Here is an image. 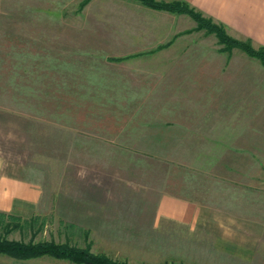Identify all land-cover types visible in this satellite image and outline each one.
I'll use <instances>...</instances> for the list:
<instances>
[{
	"label": "rangeland",
	"instance_id": "1",
	"mask_svg": "<svg viewBox=\"0 0 264 264\" xmlns=\"http://www.w3.org/2000/svg\"><path fill=\"white\" fill-rule=\"evenodd\" d=\"M84 10L72 7V29L86 36L57 37L55 52L0 33V236L127 264H264V63L184 13L139 0ZM12 180L38 194L5 197ZM164 194L196 201L205 225L160 218ZM221 237L248 261L217 263Z\"/></svg>",
	"mask_w": 264,
	"mask_h": 264
},
{
	"label": "crops",
	"instance_id": "2",
	"mask_svg": "<svg viewBox=\"0 0 264 264\" xmlns=\"http://www.w3.org/2000/svg\"><path fill=\"white\" fill-rule=\"evenodd\" d=\"M182 1L212 16L223 25L232 27L246 38L264 45V0ZM87 4L88 0H0V33L5 31L11 32L10 34L15 33L17 37L22 39L23 37L27 38L29 47L31 45H35L36 47L42 45L47 50L55 52L57 37L69 41L73 36L80 39L86 36V32H82V27L77 29L76 26V30L73 33L72 7L74 5L84 6L86 10ZM166 12L173 14L169 11ZM81 19L80 13L79 21H82ZM75 20L77 21V15H75ZM194 25H191V29L195 27ZM181 30L182 32L189 31L190 28ZM24 46L22 45V47ZM166 46L169 45H165L164 47ZM12 181L15 182L16 180ZM17 181V184L14 186L15 188L9 184L7 185L5 197H36L38 194L37 190L32 189L31 185L25 181ZM25 191L27 192L25 193ZM158 213L160 218L175 220L177 223L183 221V225L185 226L191 223L205 225L204 222H200L199 220L204 213L199 204L194 200L179 196L162 195L159 199ZM217 228L219 229L220 227L218 226ZM235 241V239L222 237L214 240V249L220 252L216 254L217 263H219L220 257L222 259L229 258L227 261L233 258L245 262L248 261V249H239V252L234 253L237 251L233 248V245L236 243ZM194 256L192 258L193 262L196 261ZM223 264L225 263L223 262Z\"/></svg>",
	"mask_w": 264,
	"mask_h": 264
},
{
	"label": "trees",
	"instance_id": "3",
	"mask_svg": "<svg viewBox=\"0 0 264 264\" xmlns=\"http://www.w3.org/2000/svg\"><path fill=\"white\" fill-rule=\"evenodd\" d=\"M142 4L159 10L189 15L196 23L197 30H204L214 34L219 43L224 45V50L238 47L250 56L258 58L264 63V45L255 48L251 39H237L230 36L223 24L215 23L209 17L182 0L159 1L139 0ZM0 253L16 259H27L48 254L59 259H68L74 263L83 264H127L113 260L103 253L92 252L88 247H79L68 243H58L53 240L28 241L8 239L0 236Z\"/></svg>",
	"mask_w": 264,
	"mask_h": 264
}]
</instances>
